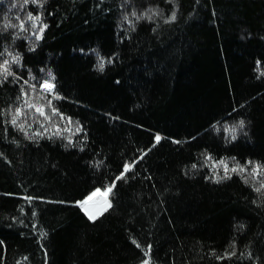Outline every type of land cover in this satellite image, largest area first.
I'll return each mask as SVG.
<instances>
[{"label": "trees", "instance_id": "trees-1", "mask_svg": "<svg viewBox=\"0 0 264 264\" xmlns=\"http://www.w3.org/2000/svg\"><path fill=\"white\" fill-rule=\"evenodd\" d=\"M0 65V264H264V0H0Z\"/></svg>", "mask_w": 264, "mask_h": 264}, {"label": "snow or ice", "instance_id": "snow-or-ice-1", "mask_svg": "<svg viewBox=\"0 0 264 264\" xmlns=\"http://www.w3.org/2000/svg\"><path fill=\"white\" fill-rule=\"evenodd\" d=\"M133 15H135V13H133ZM29 19L31 20V19H33L31 16H29ZM36 19H38V17L36 18ZM172 19L174 20L175 19V14L173 13V15H172ZM46 27V26H45ZM16 58H14V60H15ZM18 62V61H17ZM7 64V61H5V65ZM5 65H0V69H3V75H4V77H5V79L7 78V76H9V75H12V73L11 72H9L8 71V69H7V67H5ZM99 67H100V69L101 70H103V62H101V64L99 65ZM25 83H27V82H25ZM45 91H48V92H50L53 88H54V85L53 84H50L48 81H45L43 84H42V86H41ZM26 95V94H25ZM25 104H27V106L29 107V108H35V110H36V112L37 113H39L41 116H44L45 117V119H51V117H49V116H45V112H44V108H43V106H40V107H37L35 104H32L31 102H29V101H27V100H25ZM49 105H50V101H49ZM20 112V109H17V113H19ZM52 114L53 115H58V113H56V110L55 109H52ZM16 116H14L13 117V119H12V123H13V125H15L16 124ZM243 124V121H241V125ZM20 127H21V130H23V125H20ZM159 139H160V137L159 136H157L156 137V140L157 141H159ZM249 163H251V162H249ZM221 164H223V161H221ZM130 167L131 166H129V165H125V172H127L129 169H130ZM260 168V166L259 165H257L254 169H253V172L255 173V172H257V170ZM241 171V172H243L244 171V169L243 168H240L239 166H237V168H233V169H231V171H233V172H236V171ZM225 171L227 172V166H225ZM122 178V177H121ZM114 186V185H113ZM261 188H264V184H261V187L260 188H257L256 189V191L257 192H259V191H261ZM111 190V188H109V189H107V191H110ZM97 192L99 191V189H97L96 190ZM96 195V192H93L85 201H82L81 202V207H83L85 204H87L88 203V201L89 200H91L92 199V197L93 196H95ZM30 199V198H29ZM90 218H93V217H91L90 216ZM135 243V242H134ZM138 247H139V245H137ZM148 253H146V255H147ZM144 264H149V262L148 261H145L144 262Z\"/></svg>", "mask_w": 264, "mask_h": 264}, {"label": "bare ground", "instance_id": "bare-ground-1", "mask_svg": "<svg viewBox=\"0 0 264 264\" xmlns=\"http://www.w3.org/2000/svg\"><path fill=\"white\" fill-rule=\"evenodd\" d=\"M103 200L105 201L106 207L109 206L107 198L104 197L103 194H101L100 192H96V195L93 196L92 199L89 200L88 203L85 204L82 208L88 215L95 218L99 216L106 208L102 203Z\"/></svg>", "mask_w": 264, "mask_h": 264}, {"label": "rangeland", "instance_id": "rangeland-1", "mask_svg": "<svg viewBox=\"0 0 264 264\" xmlns=\"http://www.w3.org/2000/svg\"><path fill=\"white\" fill-rule=\"evenodd\" d=\"M101 193V194H103V196L104 197H106L107 198V202L109 203V194H110V191H98L97 193ZM103 204H104V206L106 207V204H105V201L103 200V202H102ZM110 207V204H109V206H107L105 209H104V211L101 213V214H103L105 211H107L108 210V208ZM100 214V215H101ZM99 215V216H100ZM99 216H97V217H99ZM97 217H95V218H97Z\"/></svg>", "mask_w": 264, "mask_h": 264}]
</instances>
